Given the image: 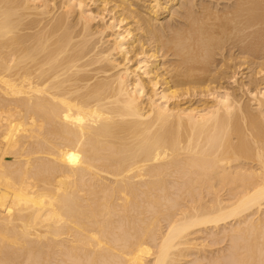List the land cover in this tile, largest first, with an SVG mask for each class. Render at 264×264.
Wrapping results in <instances>:
<instances>
[{
  "label": "bare ground",
  "instance_id": "bare-ground-1",
  "mask_svg": "<svg viewBox=\"0 0 264 264\" xmlns=\"http://www.w3.org/2000/svg\"><path fill=\"white\" fill-rule=\"evenodd\" d=\"M0 264H264V0H0Z\"/></svg>",
  "mask_w": 264,
  "mask_h": 264
}]
</instances>
